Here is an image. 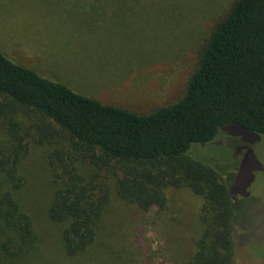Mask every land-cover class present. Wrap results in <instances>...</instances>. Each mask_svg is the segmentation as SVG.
<instances>
[{"label":"trees","instance_id":"1","mask_svg":"<svg viewBox=\"0 0 264 264\" xmlns=\"http://www.w3.org/2000/svg\"><path fill=\"white\" fill-rule=\"evenodd\" d=\"M120 2L122 18L144 22L136 41L149 53L146 64L168 55L179 37L163 43L172 25L196 42L194 68L173 103L145 113L78 93L0 51V264L44 258L43 234L24 196L25 159L43 145L53 182L46 212L65 258L103 246V215L113 196L146 213L165 209L170 189H186L201 203L183 264L233 262L229 187L196 145H214L230 125L264 135V0H233L205 34L210 0Z\"/></svg>","mask_w":264,"mask_h":264},{"label":"rangeland","instance_id":"2","mask_svg":"<svg viewBox=\"0 0 264 264\" xmlns=\"http://www.w3.org/2000/svg\"><path fill=\"white\" fill-rule=\"evenodd\" d=\"M91 1L0 0V51L78 93L133 111L146 113L173 103L196 61L198 47L191 43L187 29L180 32L172 25L166 29L170 33L163 43L169 45L178 32L179 37L172 40L166 57H160L163 48L157 62L146 64L149 53L136 41L144 22L122 18L121 0H108V8L96 5L84 10ZM232 1L210 0L207 9L212 11L204 34ZM224 133L214 145H196L205 147L197 156L219 170L229 187L234 215L232 264H264V135L233 125ZM47 154L46 146H34L25 159L30 186L24 196L44 241V258L37 264H101V259L108 264L184 263L197 234L201 203L186 189H170L166 208L152 207L146 213L113 196L103 215V246L96 254L65 258L57 249L55 226L46 212L53 190Z\"/></svg>","mask_w":264,"mask_h":264}]
</instances>
